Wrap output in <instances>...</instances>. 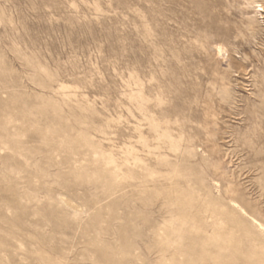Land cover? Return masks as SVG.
Listing matches in <instances>:
<instances>
[{"label": "rangeland", "instance_id": "1", "mask_svg": "<svg viewBox=\"0 0 264 264\" xmlns=\"http://www.w3.org/2000/svg\"><path fill=\"white\" fill-rule=\"evenodd\" d=\"M0 264H264V0H0Z\"/></svg>", "mask_w": 264, "mask_h": 264}]
</instances>
